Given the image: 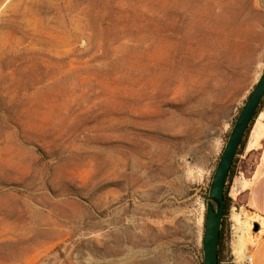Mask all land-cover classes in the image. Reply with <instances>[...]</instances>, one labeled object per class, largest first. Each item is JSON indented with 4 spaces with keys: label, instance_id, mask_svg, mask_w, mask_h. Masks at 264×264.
Masks as SVG:
<instances>
[{
    "label": "rangeland",
    "instance_id": "rangeland-1",
    "mask_svg": "<svg viewBox=\"0 0 264 264\" xmlns=\"http://www.w3.org/2000/svg\"><path fill=\"white\" fill-rule=\"evenodd\" d=\"M263 71L264 0H0V264H200Z\"/></svg>",
    "mask_w": 264,
    "mask_h": 264
},
{
    "label": "crops",
    "instance_id": "crops-1",
    "mask_svg": "<svg viewBox=\"0 0 264 264\" xmlns=\"http://www.w3.org/2000/svg\"><path fill=\"white\" fill-rule=\"evenodd\" d=\"M239 155L226 192L228 253L232 264H264V109L256 115Z\"/></svg>",
    "mask_w": 264,
    "mask_h": 264
},
{
    "label": "water",
    "instance_id": "water-1",
    "mask_svg": "<svg viewBox=\"0 0 264 264\" xmlns=\"http://www.w3.org/2000/svg\"><path fill=\"white\" fill-rule=\"evenodd\" d=\"M264 97V71L259 77L253 91L246 99L244 106L237 116L232 132L229 135L224 152L221 153L216 171L213 173L206 212L204 215V231L202 239L203 264H218V242L223 214L225 212L224 192L233 160L236 157L240 143L249 124L256 114ZM256 230V228H255Z\"/></svg>",
    "mask_w": 264,
    "mask_h": 264
},
{
    "label": "trees",
    "instance_id": "trees-1",
    "mask_svg": "<svg viewBox=\"0 0 264 264\" xmlns=\"http://www.w3.org/2000/svg\"><path fill=\"white\" fill-rule=\"evenodd\" d=\"M263 106H264V97L262 98V100L260 102V105L258 107V110H257L256 114H254V116H253V118H252V120H251V122L249 124V127H248L246 133L243 136V139H242V141L240 143V146H239L238 152L236 153V156L239 155L240 153H243V150L245 148V142H246L247 134H249L250 127H251V125H252V123H253L256 115L259 114V112L261 111V109H263ZM236 162H237V158L235 157L234 160H233V164L231 166L230 173H228L227 183L233 177V175H234L233 173H235V169H237ZM226 192H227V184H226V188H225V192H224V205H225V212L223 214L224 217L226 215V212L229 211V206H230V201L227 198ZM223 232H224V219L222 220L221 229H220V232H219V242H218V252H217L218 264H221L222 263V261H221L222 260L221 255L224 252ZM202 251H203V249H201V250L198 251V253L200 255V264H203V254H202Z\"/></svg>",
    "mask_w": 264,
    "mask_h": 264
},
{
    "label": "built area",
    "instance_id": "built-area-1",
    "mask_svg": "<svg viewBox=\"0 0 264 264\" xmlns=\"http://www.w3.org/2000/svg\"><path fill=\"white\" fill-rule=\"evenodd\" d=\"M239 156H240V155H237V157H239ZM249 261H250V258L247 259V262H249Z\"/></svg>",
    "mask_w": 264,
    "mask_h": 264
}]
</instances>
